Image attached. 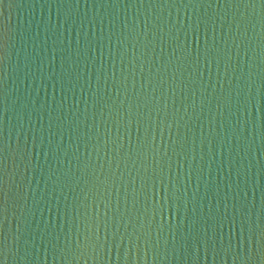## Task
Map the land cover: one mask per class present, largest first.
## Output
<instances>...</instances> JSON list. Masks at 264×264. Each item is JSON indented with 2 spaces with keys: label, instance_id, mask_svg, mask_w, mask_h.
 Returning <instances> with one entry per match:
<instances>
[{
  "label": "water",
  "instance_id": "1",
  "mask_svg": "<svg viewBox=\"0 0 264 264\" xmlns=\"http://www.w3.org/2000/svg\"><path fill=\"white\" fill-rule=\"evenodd\" d=\"M0 264H264V0H0Z\"/></svg>",
  "mask_w": 264,
  "mask_h": 264
}]
</instances>
